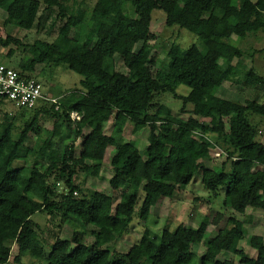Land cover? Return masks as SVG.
Wrapping results in <instances>:
<instances>
[{
    "label": "trees",
    "instance_id": "obj_1",
    "mask_svg": "<svg viewBox=\"0 0 264 264\" xmlns=\"http://www.w3.org/2000/svg\"><path fill=\"white\" fill-rule=\"evenodd\" d=\"M0 10L5 26L47 36L32 43L0 39V44L13 43L30 55L15 70L32 78L37 65H46L81 77L80 89L64 96L58 109L39 105L20 129L7 115L0 120V264L10 262L14 247L17 262L28 255L42 264H193L192 246L203 241L205 221L197 228L178 226L159 236L146 230L127 253L112 246L127 233L139 200L137 216L146 222L161 199L173 198L197 173L205 190H223L225 209L241 215L248 208L264 209V144L249 120V115L264 118V102L240 103L216 95L224 82L260 87L264 94V77L243 62L247 53L227 42L233 36L264 34V0H96L90 19L97 30L92 37L84 36L86 6L74 2L69 6L67 0H0ZM155 10L163 12L166 26L210 43L205 51L197 45H173L159 78L152 74L157 62L146 45ZM116 56L122 59V72L113 67ZM180 85L189 89L187 95L177 94ZM160 94L181 101V110L201 107L195 115L206 121L184 119L165 105L157 106ZM4 102L0 99V106ZM71 113L79 120H72ZM110 115L113 126L106 135L103 121ZM41 117L53 120L50 136L26 146ZM127 124L134 131L146 129L150 161L143 159L136 141H121ZM83 128L89 129L84 136ZM79 138L82 151L76 159ZM108 147L115 154L108 184L120 191L117 203L98 191L78 195L74 182L78 171L89 177L101 170ZM222 148L228 149L220 166H203ZM36 214H45L50 223L59 221L56 231L48 233L52 243L47 254L38 225L31 221ZM220 219L217 214L213 221ZM228 223L205 244L195 264H233L218 260L224 252L237 256L240 264H264L263 238L250 237L256 255L249 258L239 249L246 236L244 224L235 217ZM64 226L72 229L69 239L60 238ZM88 226L95 229L88 231ZM87 235L93 243L84 244Z\"/></svg>",
    "mask_w": 264,
    "mask_h": 264
},
{
    "label": "rangeland",
    "instance_id": "obj_2",
    "mask_svg": "<svg viewBox=\"0 0 264 264\" xmlns=\"http://www.w3.org/2000/svg\"><path fill=\"white\" fill-rule=\"evenodd\" d=\"M96 0H67L70 6L72 3L77 5L86 6L87 11L84 18V23L87 25L85 37H92L97 30V25L90 19L92 7ZM5 13L0 10V39L6 41L7 38L21 40L23 43H32L35 39H46L47 36L43 32L36 33L35 31L26 33L24 30L15 28L11 25H4ZM150 24L151 38L147 42V48L152 55L155 56L157 66L152 68V74L155 78L161 75L160 67L166 63V56L171 50V47L177 46L182 49H187L192 45H197L201 51L209 48L210 43L197 38L194 34L185 29L178 28L177 26L168 27L165 25V15L163 12L155 10L152 12ZM55 35H53L54 37ZM228 43L241 48L247 56L243 59L246 67L252 69L256 74L264 77V34L257 33L249 35L245 39L231 37ZM141 43L134 47L137 52ZM11 54L8 56V53ZM251 56H248V55ZM30 58L29 53L25 52L21 47L13 43L7 45L0 44V63L7 67L15 69L21 61L25 62ZM113 67L116 71L122 72L124 70L122 59L118 56L114 57L112 61ZM32 78L36 79L42 86L43 95L46 98L57 99L60 101L64 96L80 89L81 77L64 67H54L46 65H37L35 67ZM226 83L223 84V86ZM218 90L216 95L223 99H230L240 103L248 101L264 102V94L260 87H238L232 84H227L226 88L222 87ZM177 94L187 95L189 89L185 86H178ZM226 97H225V96ZM154 103L165 105L171 109L174 114L182 115V118L189 117L206 121L205 119L195 115L201 112V107L187 105L182 110L181 101L174 99L169 94H160L157 96ZM41 105V104H40ZM45 107L51 106L49 103H43ZM42 105V106H43ZM7 115L14 125L19 127L23 125V119L28 120L33 117V111L19 109L8 102H4L0 106V120L4 119ZM22 115V117H21ZM251 125L258 131L257 140L264 144V118L256 115H249ZM113 126V115H110L103 121L104 133L109 135ZM53 127V120L47 117H41L39 121L38 131L36 134H29L26 146H32L38 139H46L50 136ZM75 127L71 126L73 130ZM89 132L88 128H83V136ZM146 129L141 131H134L133 126L127 124L121 141H136L138 149L144 160L150 161L146 155ZM82 139L79 138L75 144V158L78 159L81 149ZM228 149V148H227ZM227 149H221L219 157L212 156L209 161H205L203 166L207 168L218 167L224 162ZM115 160L114 150L108 147L106 150L103 166L99 172H95L92 176L87 177L83 172L78 171L74 179L75 185L79 187L80 193L78 195H90L98 191L108 194L114 198V203H117L120 191H113L108 180L113 176V163ZM20 162H16L14 167L18 166ZM228 169V165L226 166ZM200 173H197L189 185L183 190L177 191L173 198H163L158 204L151 209L149 218L146 222L138 219L137 212L141 207V200L138 201L135 207V214L133 221L129 226L127 233L117 240L112 247L119 253H127L130 248L138 243L146 230H149L152 235L159 236L163 231L167 230L173 232L178 226L197 228L202 222L207 223V232L200 245L192 246L194 253V262L197 263L199 257L205 251V244L212 239L218 231L223 228L229 227L228 220L230 217H235L241 221L246 231V236L239 244V249L242 250L249 258H255L256 252L250 247L249 240L252 236H260L264 242V209H247L244 214H235L231 210L223 207V190L217 194L205 190L201 184ZM61 188V187H60ZM62 189V188H61ZM61 191V190H60ZM141 198V195H140ZM220 214L221 219L214 223V218ZM31 221L38 225L39 238L45 246L46 254L49 252V246L52 243V237L48 234L49 231H56L58 220H53L52 223L47 221L45 214H36L32 216ZM88 231L95 229L93 226L87 227ZM72 235V229L64 226L61 232V239H69ZM84 244L93 243V238L89 235L84 237ZM18 251L14 247L11 253V260L7 264H42L37 260H33L28 255L22 256L19 261H14ZM219 261L231 260L233 264H240L239 258L231 253L224 252L218 257ZM43 262V261H42ZM45 264V262H43ZM193 263V264H195Z\"/></svg>",
    "mask_w": 264,
    "mask_h": 264
},
{
    "label": "built area",
    "instance_id": "obj_3",
    "mask_svg": "<svg viewBox=\"0 0 264 264\" xmlns=\"http://www.w3.org/2000/svg\"><path fill=\"white\" fill-rule=\"evenodd\" d=\"M0 99L27 111L37 108L40 104L49 103L58 109V100L46 98L41 84L34 78H27L17 70L0 63ZM72 120H79L76 113H71ZM221 151L215 153L219 157Z\"/></svg>",
    "mask_w": 264,
    "mask_h": 264
},
{
    "label": "crops",
    "instance_id": "obj_4",
    "mask_svg": "<svg viewBox=\"0 0 264 264\" xmlns=\"http://www.w3.org/2000/svg\"><path fill=\"white\" fill-rule=\"evenodd\" d=\"M224 83H226V84L223 86ZM224 83L222 84L223 87H222V90H221V91H223V89L226 88L227 84H230V83H228V82H224ZM220 88H221V87H220ZM220 88H219V89H220ZM217 92H218V91H217ZM224 96H225V95H224ZM225 97H226V96H225ZM222 99H223V98H222ZM225 100H230V99H225Z\"/></svg>",
    "mask_w": 264,
    "mask_h": 264
},
{
    "label": "bare ground",
    "instance_id": "obj_5",
    "mask_svg": "<svg viewBox=\"0 0 264 264\" xmlns=\"http://www.w3.org/2000/svg\"><path fill=\"white\" fill-rule=\"evenodd\" d=\"M213 168V167H212Z\"/></svg>",
    "mask_w": 264,
    "mask_h": 264
}]
</instances>
